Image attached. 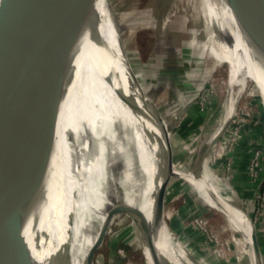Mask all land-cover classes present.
<instances>
[{"label":"bare ground","instance_id":"bare-ground-1","mask_svg":"<svg viewBox=\"0 0 264 264\" xmlns=\"http://www.w3.org/2000/svg\"><path fill=\"white\" fill-rule=\"evenodd\" d=\"M18 2L19 0H0V159L5 162L10 158L5 129L11 108L10 74ZM67 2H69L66 9L70 24L63 61L65 73L71 70L75 75L70 80L66 74L64 89L70 87L71 81L76 84L80 102L75 96L71 98L66 96L69 103L66 101L62 109L60 108L63 119L58 121L52 144L54 153H62L63 137L65 136L68 141L66 129L71 128L69 144L72 162L76 167L74 172L79 178V183L71 181L72 175H66L62 184L66 189L62 188L61 198L56 205L54 196L49 193L47 183L42 210L29 244L28 258L31 257L37 264H63L91 237L90 243H92L99 224L104 219V213L119 202L117 197L125 187L129 205L140 206L149 218L152 232L156 237L163 238L165 242L154 245L160 264H180L179 262L207 264V261H203L199 256L197 262L192 261L189 253L193 250L170 231L168 222L176 212L165 204L155 211L154 182L145 178L149 164L146 135H156V126L160 120L158 115H163L160 125L163 130L167 129L170 120L175 119L186 98L182 97L183 94H178V100L175 101L172 110L165 111L166 108L159 103L160 99L154 100L148 96V88L139 82L141 76L135 73L132 76L131 66L126 64L125 52L117 30L114 26H110L108 21L111 12L106 0H96L95 6L91 8V25L86 24L88 16L84 12V0ZM185 2L187 4L183 5L184 12H193V16H196L195 19L192 14L188 15L185 21L201 19L200 28L196 31L206 40L205 49L199 50V55L194 58V64L197 67L203 65L204 56L210 59L220 49L228 51L236 61V64L228 69L225 99L213 112L217 123L215 131H217L225 122L229 107L235 102L236 97L246 90L247 85L253 82L256 75L260 80L258 93L264 98V13L251 0H185ZM172 4L173 6L170 5L163 14V26L170 21L174 10H177L174 2ZM236 13L238 18L235 16ZM63 32L64 24L60 26L58 35L61 36ZM247 33H251L252 39L245 41L244 35ZM237 41L252 60L255 71L249 64V58L236 50L234 42ZM196 78V75L193 76V80ZM70 102L72 104L69 108ZM81 108L84 110L83 117L80 116ZM216 155L219 154L211 150L195 173L188 171L184 163L178 159L169 164L177 176L189 181L187 186L197 197L202 211L205 207H209L222 215L224 219L222 229L228 232V241L234 246L238 255L246 256L248 263L255 264L254 257L249 255L244 244L245 241L252 253V228L249 218L238 202H232L234 193L228 183L222 181L214 172L213 163ZM161 167L166 175L168 165L164 162ZM118 176H121L120 181H117ZM47 179H49L48 172ZM225 193L229 196L232 205L229 204ZM49 203L52 205H48ZM84 209L88 224L83 240L76 241L82 232L81 226L76 232L74 243L63 256L62 233L72 226L75 218ZM161 215H164L162 220H166L163 225H161ZM86 233L87 237H85ZM86 251L87 249L83 253L85 254ZM159 251L167 262L161 260ZM81 253H75L73 256L76 264H81L83 260L84 256H80ZM238 263L241 264L239 261Z\"/></svg>","mask_w":264,"mask_h":264},{"label":"rangeland","instance_id":"rangeland-1","mask_svg":"<svg viewBox=\"0 0 264 264\" xmlns=\"http://www.w3.org/2000/svg\"><path fill=\"white\" fill-rule=\"evenodd\" d=\"M106 2L111 12L108 21L110 26H114L117 30L118 38L125 52L126 64L129 67L131 66L133 73L141 76L139 82L148 88V96L154 100L160 99L159 103L163 104L166 108L165 111L172 110L175 101L178 100V94H183L182 97L186 98L175 115V117L180 116V118L174 119L171 117L170 120H174V128L167 137L166 146L169 148V151L166 150L167 159L170 162L178 159L184 163L188 171H192L193 162L198 161L205 146L213 137L219 134L217 141L212 146V150L219 154L215 157L213 170L222 181L230 186L234 193L232 202H238L244 208L247 217L252 221L261 250L260 259L264 264V217L262 211L259 214L254 212L257 208V194L260 192L261 182L264 181V115H262L264 114V105L261 95L258 93L259 76L256 75L253 82L247 85L246 90L236 97L235 102L229 107L226 123H223L224 125L222 124L220 129L218 128L215 131L217 123L214 120L213 112L225 99L228 69L236 64L232 54L220 49L210 59L204 56L203 65L197 67L194 64V58L199 55V50L205 49L206 40L202 34H198L196 31L201 25L199 17L197 21L193 19H190L189 22L185 21L186 17L191 14L196 19L193 12H184L183 5L187 4L185 0H106ZM172 2H174L177 10H174L170 21L163 26V14L170 5L173 6ZM244 36L246 37L245 41L252 39L251 33ZM234 43L236 50L241 51L245 57L249 58L241 48L240 43L238 41ZM248 61H250L249 64L255 71L252 60L249 58ZM66 72L70 80L75 75L74 71L67 70ZM195 75L197 78L193 80ZM77 88L76 84L71 81L70 87L64 89L61 109L67 101L66 96H70V98L75 96L77 101L79 99L80 102ZM67 102L69 103V101ZM186 102L188 103L185 106ZM71 104L72 102H70V106L68 104L69 108ZM83 115L84 110L81 108L80 116L83 117ZM162 116L159 115L158 117L162 118ZM61 118L63 119V116L60 112L58 121ZM183 119L187 120L186 124L188 126L182 129L185 135L180 136L176 128L180 126L179 124ZM245 125H247V130L244 128ZM260 125H262L261 128H256ZM70 129L69 127L66 129L68 141L65 136L63 137L62 153H54V147H52L49 154L47 168L49 179L47 183L49 193L54 196L55 205L58 204V200L61 198L62 188L66 189L62 185L65 176L72 175L71 181L76 183L79 181L74 172L76 167L72 162V152L69 144L71 139ZM254 149L261 150V170L258 179L250 180L251 187L257 188V193L253 201L249 203L248 198H242L238 190L239 184L244 183L246 185L249 180L245 181V174H239V171L245 172V169H247L248 174V164H245L244 160L252 156L249 155V150L254 152ZM234 152L240 160L235 161ZM164 162L167 164L166 156H163L162 163ZM67 179L69 180L68 177ZM120 180L121 176H118L117 181ZM160 183L162 184L165 206L176 212L171 218L175 220L177 228L170 227L171 219L168 222L169 229L179 236L187 247L193 250L189 253L192 261L197 262V256H199L203 261H207V264H239L238 261L241 264H250L247 257L238 255L234 246L228 241V232L222 229V224H224L222 215L209 207H205L204 211L201 210L197 197L187 186L188 180L185 179L184 181L180 176H177L173 168L172 172L164 175L161 167L160 175L153 189L155 200L158 197ZM106 187H109V185H106ZM124 190L125 187L117 200L129 204L128 195ZM113 194L114 192H112ZM225 195L230 204L229 196L226 193ZM48 205L52 204L49 203ZM163 217L164 215H161L160 220ZM232 218L238 224L233 216ZM165 222L166 220H162L161 225ZM87 224L86 209H84L75 218L71 224L72 226L62 233L63 256L71 248L75 241L74 237L77 235L76 232L81 226L83 227L82 232L76 241L83 240ZM239 228L241 227L239 226ZM87 233L85 237H87ZM152 237L155 246L157 243L165 244L163 238L156 237L155 234ZM91 240L92 237L63 264H76V261L73 260L74 254L82 252L80 256H84L83 252L89 248ZM244 244L249 255L254 257L255 264H260L254 252L250 253L249 246L245 241ZM158 254L161 260H165L160 251ZM174 259L178 261L176 258ZM90 264H145L142 248L132 226L130 214L128 215L124 210H119L110 217Z\"/></svg>","mask_w":264,"mask_h":264},{"label":"water","instance_id":"water-1","mask_svg":"<svg viewBox=\"0 0 264 264\" xmlns=\"http://www.w3.org/2000/svg\"><path fill=\"white\" fill-rule=\"evenodd\" d=\"M67 1L18 2L10 74L11 108L5 129L10 158L8 162L0 159V264H35L31 257L28 258L29 244L42 210L48 181L46 174L49 154L54 147L52 139L58 126L66 81L63 57L67 50L66 37L70 24L66 9L69 4ZM251 1L264 13V0ZM95 2L96 0H84L88 25L92 22L91 8L95 6ZM237 11L239 13V9ZM238 13L235 15L236 18ZM62 24L64 32L59 36ZM260 95L264 105V98L261 93ZM188 102L184 105L186 106ZM159 119L161 120L160 117ZM160 120L156 126V135H146L149 164L145 178L154 184L160 175L163 156H166L167 160V174L172 172L169 164L172 161L167 159L166 150L169 151V148L166 143L168 135L174 128V120L165 130L160 125ZM244 128L247 130V125ZM218 135L205 146L198 161L193 162L192 172L195 173L201 161L209 155ZM163 198L160 183L158 197L154 203L155 211L164 207ZM119 210L131 215L132 226L141 245L145 264H160L153 244V229L149 224V218L138 204L130 206L125 201L117 202L104 213L95 239L87 249L81 264H90L110 217ZM262 214L264 217V205ZM249 221L252 228L251 247L262 264L257 232L250 218Z\"/></svg>","mask_w":264,"mask_h":264},{"label":"built area","instance_id":"built-area-1","mask_svg":"<svg viewBox=\"0 0 264 264\" xmlns=\"http://www.w3.org/2000/svg\"><path fill=\"white\" fill-rule=\"evenodd\" d=\"M254 150L255 151L252 152V156L248 164V177L250 178V180L258 179V174L261 170V166H260V160L262 156L261 150L260 149H254ZM261 183L262 184L260 186V192L257 195V201H256L257 208L254 211L255 214H259L262 211L264 205V181Z\"/></svg>","mask_w":264,"mask_h":264},{"label":"crops","instance_id":"crops-1","mask_svg":"<svg viewBox=\"0 0 264 264\" xmlns=\"http://www.w3.org/2000/svg\"><path fill=\"white\" fill-rule=\"evenodd\" d=\"M253 150V149H252ZM250 151L249 150V155L251 154L252 155V152L253 151ZM234 158H235V161H238V160H240L239 159V156H237V155H235V152H234ZM248 155V154H247ZM249 159H245L244 160V162H245V164H249V160H250V158L251 157H248ZM247 168H248V165H247ZM242 173H244L245 174V176H246V179H245V181L247 180L248 182V184H246V185H244V183H241V185L239 184V187H238V190H239V192H240V194H241V196H242V198H248V202L249 203H251V201H253V199H254V197L256 196V190H257V188H252L251 187V181H250V178L248 177V174H247V169H245V172H243V171H239V174H242ZM243 175V174H242ZM238 176V175H237ZM243 186H245V187H243ZM249 186V187H248ZM258 195V194H257Z\"/></svg>","mask_w":264,"mask_h":264},{"label":"trees","instance_id":"trees-1","mask_svg":"<svg viewBox=\"0 0 264 264\" xmlns=\"http://www.w3.org/2000/svg\"><path fill=\"white\" fill-rule=\"evenodd\" d=\"M262 115H264V114H262ZM184 120H185V121H184ZM263 120H264V117H263ZM186 121H187L186 119H183V120L180 122V124H179L180 126L176 128L177 131H179V135H180V136H183V134H184L182 129H183L184 127H187V126H188V125L186 124V123H187ZM261 126H262V125H260V126H258V127H256V128H261ZM184 135H185V134H184ZM171 219H172V218H171ZM171 219H170V220H171ZM169 225H170V227L173 228V229L177 228V226H176V222H175V220H173V219L170 221V224H169Z\"/></svg>","mask_w":264,"mask_h":264}]
</instances>
